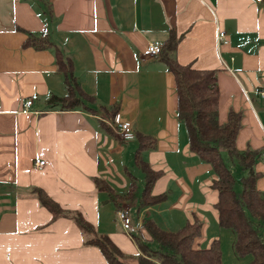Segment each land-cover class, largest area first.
<instances>
[{
	"label": "crops",
	"instance_id": "obj_1",
	"mask_svg": "<svg viewBox=\"0 0 264 264\" xmlns=\"http://www.w3.org/2000/svg\"><path fill=\"white\" fill-rule=\"evenodd\" d=\"M221 30L227 41L218 45ZM30 34L54 46L24 45ZM172 34L180 64L216 72L218 121L240 113L236 147L259 153L253 167L264 193V99L254 93L264 88V1L0 0V264H109L98 246L85 243L72 218L54 217L41 205L35 188L108 236L125 264H138L142 253L123 230L117 206L130 208L136 231L147 238L148 219L175 232L197 217L196 247L218 239L222 264L251 260L237 255L235 232L219 225L216 174L189 148L173 74L161 56H144L149 43L161 47ZM55 47L71 60L91 109L49 104L52 95L67 92ZM115 113L131 123L132 137L113 129ZM139 136L154 140L140 153L160 172L151 194L165 195L146 207H140ZM36 159L45 161L42 168ZM224 160L235 169L237 161L227 154ZM95 178L113 188L114 198L97 189Z\"/></svg>",
	"mask_w": 264,
	"mask_h": 264
},
{
	"label": "trees",
	"instance_id": "obj_2",
	"mask_svg": "<svg viewBox=\"0 0 264 264\" xmlns=\"http://www.w3.org/2000/svg\"><path fill=\"white\" fill-rule=\"evenodd\" d=\"M24 45L36 49L53 47L47 37L28 36ZM178 40L172 34L160 47L159 56L165 62L175 80L177 99V116L186 126L189 148L202 160L209 163L216 178L212 186L218 191V199L214 204L218 211V222L222 228H231L236 235L234 248L241 258L250 256L247 264H264V193L256 186L259 173L254 170V163L260 156L251 150L240 151L236 147V135L240 128V113L230 112L225 123L218 121L219 88L214 70H200L191 65L180 64L175 51ZM56 66L63 75L67 92L64 96L52 95L49 104L59 105L61 110L74 109L77 106L90 108L83 100L91 97L79 88L74 75L71 60L55 47ZM154 146L150 137L139 136L136 159L144 172V187L140 199V207H146L161 200L165 195H152L151 190L160 172L140 158L142 150ZM230 160H236L242 170L247 171L240 178L241 190L234 189L235 177L226 164L222 153ZM97 189L107 191L114 198L115 191L103 179L95 178ZM34 193L42 206L53 216L72 218L83 235L85 243L100 248L109 264H125L121 261L122 253L112 243L108 236L98 234L94 227L79 213H69L60 208L44 190L35 188ZM120 206H117L119 209ZM202 222L197 217L193 222H187L175 232H169L151 219L143 223V229L148 235L134 232V239L142 255L138 264H222V250L218 239H214L206 248L195 246V240L200 236ZM154 243L155 246L151 244Z\"/></svg>",
	"mask_w": 264,
	"mask_h": 264
},
{
	"label": "built area",
	"instance_id": "obj_3",
	"mask_svg": "<svg viewBox=\"0 0 264 264\" xmlns=\"http://www.w3.org/2000/svg\"><path fill=\"white\" fill-rule=\"evenodd\" d=\"M256 1H264V0H256ZM217 43L218 45H221L222 43H225L227 41V35L225 31H218L217 33ZM160 53V47L154 43H149L147 49L144 51V56H154L159 55ZM228 71H230L232 74H237L239 72V69H231L229 67H226ZM245 93L247 90H243ZM254 93H256L259 97L264 99V88L263 87H256L254 88ZM31 100H28L25 103V106H30ZM112 123L115 125L113 126V129L118 133L123 139L130 138L133 136V129L132 125L128 121H124L120 119L119 113H115L112 117ZM45 164L44 160L36 159L34 161V165L37 168H42ZM116 215L118 220L121 223V226L125 232L128 233V235L131 237V234L138 229V226H135L132 220V213L129 207L122 206L119 209L116 210Z\"/></svg>",
	"mask_w": 264,
	"mask_h": 264
},
{
	"label": "rangeland",
	"instance_id": "obj_4",
	"mask_svg": "<svg viewBox=\"0 0 264 264\" xmlns=\"http://www.w3.org/2000/svg\"><path fill=\"white\" fill-rule=\"evenodd\" d=\"M223 156H224V158H225V156H226V153L225 152H223ZM235 162H236V160H234ZM231 165V164H230ZM235 165H236V167H235V169L234 170H232L233 171V175H234V177H235V180H236V183H235V186H234V189L235 190H241V188H242V186H241V182H240V175H241V169L238 167V164H237V162L235 163ZM136 171H138V170H135V172ZM139 173V172H138ZM135 175H136V173H134ZM140 178H142L141 176H140Z\"/></svg>",
	"mask_w": 264,
	"mask_h": 264
}]
</instances>
